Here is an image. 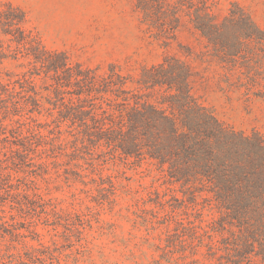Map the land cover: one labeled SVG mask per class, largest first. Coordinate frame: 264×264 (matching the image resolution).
I'll list each match as a JSON object with an SVG mask.
<instances>
[{"label":"trees","instance_id":"trees-1","mask_svg":"<svg viewBox=\"0 0 264 264\" xmlns=\"http://www.w3.org/2000/svg\"><path fill=\"white\" fill-rule=\"evenodd\" d=\"M136 8L164 47L185 21L233 58L264 42L236 4L223 21L211 0ZM27 25L11 4L0 12V264H53L67 253L78 263L92 251L90 203L113 209L128 195L117 169L143 164L173 193L149 195L167 215L146 226L150 248L188 244L182 264H264V137L220 122L195 95L192 66L175 56L137 76L117 65L102 73L49 50ZM5 62L21 72H3ZM62 179L82 187L68 202L55 195Z\"/></svg>","mask_w":264,"mask_h":264},{"label":"rangeland","instance_id":"rangeland-1","mask_svg":"<svg viewBox=\"0 0 264 264\" xmlns=\"http://www.w3.org/2000/svg\"><path fill=\"white\" fill-rule=\"evenodd\" d=\"M211 2L215 3L219 21L236 4L264 31V0ZM136 3L137 0H0V12L9 4L21 9L28 20L27 28L39 35L49 50L64 52L71 62L99 68L102 73L110 65H117L124 74L137 76L143 68L162 62L166 56H175L192 66L194 93L220 122L246 134L258 132L264 137V42H247L242 55L233 58L215 50L185 21L176 40L164 47L148 29ZM0 40H4L1 34ZM1 69L13 74L21 72L10 62H5ZM158 175L150 164L117 169L121 188L128 195L110 210L107 205L101 208L90 203L98 209L92 218L95 222L89 239L92 251L76 264L183 263V250L186 254L191 251L188 244L178 242L171 248L164 244L161 250H154L145 240L146 226L167 218L149 195L166 193L167 199L173 195L158 181ZM56 187V197L65 202L74 191L82 189L67 186L64 179ZM64 206L68 207L67 203ZM176 206L174 201L166 205L168 210ZM48 241L45 237L44 242L50 245ZM67 254L53 264H75Z\"/></svg>","mask_w":264,"mask_h":264}]
</instances>
